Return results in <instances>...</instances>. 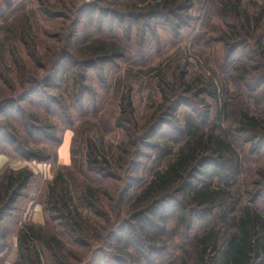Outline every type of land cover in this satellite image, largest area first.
Masks as SVG:
<instances>
[{
	"label": "trees",
	"instance_id": "16d2710c",
	"mask_svg": "<svg viewBox=\"0 0 264 264\" xmlns=\"http://www.w3.org/2000/svg\"><path fill=\"white\" fill-rule=\"evenodd\" d=\"M119 2L111 0L109 11H106L108 14L101 15V20L110 21L108 26L95 22L96 13L100 14L102 10L84 11L88 32L83 34L81 44L91 38L94 40L80 47L77 53L73 52L76 47L72 43V34L60 47L44 48L46 55L43 58L37 54L38 63L34 67L46 69L42 77L36 70L29 69L23 60L18 59L14 63L6 46L0 44V155L45 164L54 161L56 157L48 150L61 144L59 134L74 129L77 119L90 113L86 107L76 112L73 106L75 100L81 104L83 94L88 92L84 83L89 71L99 68L102 72L103 66L111 67L119 62L138 64V59H150L149 53L154 49V41L150 38H157V45L161 44V39L157 37L156 25H141V19L147 22L168 20L169 44L171 47L179 45L184 26L192 18L188 14L194 9L193 0ZM37 3L38 0H0V32L5 31L1 25L12 10L21 13L28 8L29 16L35 19L45 16L37 8ZM201 4L207 13L212 11L214 19L221 22L214 28L215 36L192 33L202 47L210 50L209 58L205 60L209 78L189 76L190 64L187 61L182 66L181 63L177 65L172 73L169 66L160 70L149 67L147 70L154 72L150 78L152 87L160 97L150 118H145L140 127L138 123L134 125L137 127L133 138L136 150L129 151L124 144L125 147L120 148L121 155L113 164L106 157L99 156L98 148L90 142L86 161L81 166L84 179L72 178L77 205L70 193V180L57 171L47 187L44 202L45 221L50 231L40 226H22L17 233V251L20 253L17 264H42L41 251L44 250L49 252L55 264H92L97 260L94 258L96 255H102L104 264H264V157L261 155L264 152V117H256L242 102L245 90L250 89L249 98L261 107L264 104V0L251 17L242 0H202ZM178 12L181 16L176 14ZM126 16L132 17L133 22L137 20L138 26L133 25V28H139L138 43L132 38V26L125 27L124 35H119L124 25L121 19ZM114 20L122 23L115 27L112 25ZM187 29L190 30L189 27ZM26 30L20 32V39L16 37L18 44L35 50V45L24 42L22 38V35L27 38L31 28ZM207 31L210 32L209 29ZM13 32L9 31V34ZM50 34L41 30V36L49 37ZM56 37L60 38V35L53 36L54 39ZM58 42L62 41L58 39ZM252 43L254 49L251 54L232 59L236 51ZM222 51L228 55L226 60L222 58ZM42 59L46 63H42ZM9 63L15 68H5ZM144 64L141 67L147 65ZM75 65L79 70V84L72 71ZM14 73L17 76L12 77ZM54 82L59 85L52 89L58 92L51 96L47 89H51ZM107 82L101 84L105 86ZM231 84L235 85L238 96L231 102L228 98L220 103L219 86L227 93ZM36 94L40 97L34 99ZM205 96L214 102L213 108ZM192 97H198L203 109L201 112L191 108ZM235 99L238 100L233 105ZM90 104V107L96 106L97 102L91 101ZM232 107H238V110L233 111ZM263 108L260 111L262 116ZM230 115L232 127H223L222 117L227 122ZM236 133L242 136L241 147L234 139ZM245 144H250V147L246 149ZM147 151H151L150 155ZM253 155L257 158H252ZM142 159L150 165L146 169L143 167L139 176L136 170L141 167L139 162ZM165 162L166 167H162ZM133 168L135 175L132 177L128 172ZM98 172L109 174V178L113 174L118 180H122L125 173L131 183L122 192L116 187L101 195L103 184L109 178L103 182ZM118 172L122 173V178ZM32 177L26 170L2 176L0 223L18 210L16 204L25 199L21 194L28 188ZM241 177L242 182L238 186L236 184ZM108 185H105L107 190L110 189ZM134 186H138L136 196L127 197ZM235 186L239 190H234ZM115 191L119 193L118 199L110 195ZM100 196L104 201L99 200ZM132 200L134 203L126 213L121 210L122 204H129ZM95 202L104 211L93 210L95 220L91 223L95 227L91 228L90 220L87 221L82 212H90L95 208ZM192 221L200 224L195 233L192 232ZM144 224L157 235L146 232ZM137 229L145 239H138ZM180 230L185 234L189 230L192 237L189 234L181 237ZM71 232L78 238L76 241ZM177 236L180 239H175ZM90 240L95 242L96 249L95 256L90 258L92 261L69 253L72 262L68 263L69 259L63 254L64 241L83 248L92 247ZM107 240L114 244L107 247L116 250L112 256L100 251ZM180 243L190 246L182 249ZM178 249L181 251H176ZM171 250L179 252V255Z\"/></svg>",
	"mask_w": 264,
	"mask_h": 264
},
{
	"label": "rangeland",
	"instance_id": "374dc122",
	"mask_svg": "<svg viewBox=\"0 0 264 264\" xmlns=\"http://www.w3.org/2000/svg\"><path fill=\"white\" fill-rule=\"evenodd\" d=\"M110 1L111 0H38L37 8L45 14V16H42L41 19H35L29 16V13L27 12L28 8L22 10L21 13H15V10H12L4 25H1V27H3L6 32L4 30L0 32V44L3 43L6 46V51L10 53L14 63L18 62V59L23 60L24 64L29 69H33L34 71L36 70L38 76L42 77L46 74V69L41 70L38 67H34V64L38 63V58H36V55L39 54V56L43 58L44 55H46V53L43 51L44 48L47 49L49 47L51 49L53 47H60L62 43L66 41V37L72 34V43H74V46L76 47V50H74L73 52L77 53L78 50H80V47L85 46L89 41L94 40V38H91L85 41L84 45L81 44V41L83 40V34L85 32H88V19L84 16V11H93L94 9L102 10L103 12H101L100 14L99 12L96 13V15H98H95V22H102L104 26H108L110 21L106 20L105 18L101 20V15L106 16L108 14V12L106 11H109ZM117 1H120V4L130 3V0ZM201 1L202 0H193L194 9H192L188 14L192 18L189 19V24H185L184 26V33L182 34V38L179 40V45L171 47V45L169 44L170 42L166 32V29L168 30L170 26L168 20L160 19L154 20V22H147L146 20L141 19V25L146 24L145 26L148 27H150L149 25H156L157 37L161 39V44L157 45V38L153 36L150 38L154 41V49L149 53L151 55V58L144 60L138 59V64L130 65L128 63L119 62L115 63V65L111 67L109 65L103 66L102 72H100L101 69L99 68H95L89 71V76L84 83V85L88 86V92L86 94H83L81 104L79 102H76L77 100H75L73 106L76 109V112H78L80 108L86 107L87 110H90V113L87 112L84 116L78 118L75 123L74 129L59 134V139H62L61 144L57 148H49L48 150V153L50 152L54 157H56L54 161H50L48 164H45L38 163L36 161L29 162L23 160H13L6 156L5 158H0V182L2 176L7 173H17L26 170L33 175V177L29 180L30 183L28 184V188L21 194L22 197H25V199H21L19 203L16 204V208L18 210L11 213L12 215L10 214L9 216H6L3 222L0 223V264H17L19 262L20 253L19 251H17V233L22 226H40L44 227L42 229L50 231V227L45 221L44 202L46 201L47 187L54 179L57 171H61L65 175V177L70 180V193L73 197L74 203L76 205L78 204L76 201L75 186L72 178L73 176H76L81 180L84 179L81 166L84 165V162L86 161L88 144L90 142L98 148L100 152V154H98L99 156L106 157L108 161L112 163L113 161H116L118 156L121 155L120 148H122L124 144L128 146L126 147L127 150H136V147H133V142L135 141V139L133 140V138L134 134L137 131V127L134 128V125L135 123H138V127H140L145 118H150L160 97L152 87L153 83L151 82L150 78L154 75V72H149L147 70L149 67L152 69L160 70L164 67H166L167 69V66H169L172 67L169 71L170 73H172L175 71V67L177 65L181 63L182 66L183 63L187 61L190 64V67L188 69L189 76L192 77L201 75L202 77H204V79L209 78L210 73L206 69L205 60L209 58L208 56L210 54V50L202 47L193 38L192 33L196 31L197 34H206L212 36L216 34V32H214V28L221 25V22H218L216 19H214V14L212 11L207 13L205 6L202 7ZM242 3L245 5V10H247L248 14L251 17L254 16L259 10L260 6L263 3V0H242ZM176 14L181 16L180 12ZM170 15L174 16V14ZM45 17L47 19H45ZM167 17L169 16L167 15ZM132 19L133 18L129 16H126L125 19H121L124 20V25L123 29L119 30V35H124L125 27L132 26V38L133 40L136 39V43H138L137 38L139 35V28H133V25L138 26V23L136 22L137 20L133 22ZM119 23H122V21L114 20L112 25L116 27L119 26ZM227 24L233 25V23H229V21H227ZM73 25H75L74 27L76 28V30H74ZM223 25L225 26L226 24L223 23ZM176 26L178 25H175V27ZM187 27H189L190 30H188ZM26 28H31V30H28L29 35L27 34V38H25L23 35L22 38L24 39V42L35 45V50H33L31 46L28 47L25 44L24 46L18 44L16 37L19 38L20 32H22L23 30L27 31ZM174 29L173 30L176 31V28ZM207 29H209L210 32H208ZM41 30L48 31V33L51 34L49 35V37L41 36ZM9 31L15 32L9 34ZM74 31L76 32L74 33ZM58 34L60 35V38L56 37L54 39L53 36H57ZM149 35V32L146 31L147 38H149ZM58 39L62 42H58ZM15 47H18V50ZM12 49L14 51L16 49V51L13 52ZM253 49L254 44H248L242 47L240 50L236 51L232 59L238 60V58L242 55H249L251 54ZM221 54L223 60H226L228 57L226 51H222ZM255 58L258 57L255 56ZM41 61L42 63H46V60L42 59ZM143 63H145L144 65H147L141 67L143 66ZM210 65L214 67V64L212 62ZM5 68L14 69L15 65H10L9 63L7 64V66H5ZM72 71L75 77L74 79L77 78V83L79 84L80 81L78 78V66L75 65ZM220 74L222 76V73ZM15 76H17L16 73L12 75V77ZM107 80L108 82L105 84V86L101 84ZM51 85V89H47V93L51 96H55L58 90L56 92V89H52V87H58L59 83L54 82ZM219 88L221 89H218L220 103H223L228 98V101L231 102L233 100V97L238 96L234 84L228 85L227 93L222 91L221 85L219 86ZM59 90L62 92L61 89ZM245 91V97L242 96V102L248 106L250 111L253 112L252 114L256 115V117H264L260 114L261 108L264 106V104L261 107L259 104L249 98L248 94H251L250 89H246ZM37 96L40 97V94H36L34 96V99H37ZM205 97L209 105L213 108L214 102L211 101L208 96ZM237 100L238 99H235L234 103L232 102L233 105L237 103ZM91 101L97 102V105H93L90 107ZM190 101L192 103V109L197 112H201L203 110L199 105L198 97H192ZM234 108L235 107H232L233 111L238 110V107H236V109ZM182 109H186L187 111H189L185 107H183ZM119 119H123V121H120ZM225 121V118L222 117L223 127H232L233 122L231 115L228 117V121ZM132 130L133 132H131ZM234 137L235 141H237V143L241 147L243 145L241 134L236 133ZM51 147L55 146L51 145ZM245 147L246 149H248L250 147V144H245ZM146 153L150 155L151 151H147ZM261 155L264 157V152ZM252 158L256 159L257 155H253ZM113 164H115V162ZM139 164H141V167L136 171L140 176L142 168L144 167V169H146L150 165V163L147 162V160L142 159L140 160ZM166 165L167 163L165 162L162 167H166ZM134 170L135 169L133 168V170L128 172L129 176L133 177V175H135ZM99 173L101 174V172H98V174ZM118 174L119 177L122 178V173L118 172ZM128 174L124 173V177L122 178V180H118L119 178L115 177L113 174H110V177L112 178H109V174H101L100 176L98 175L99 179L103 182L105 181L106 177L109 178V181L103 184L104 187L103 189H101L102 192L100 194L102 195V193L104 192L112 191L116 187H118L122 192L126 185L128 183H131L130 178H128ZM240 182H242V177L237 181L236 185L240 186ZM106 184H109L108 186L110 187V189H105ZM238 186H235L233 189L239 190ZM137 187L138 186H134V190H131L130 194L127 197H135V190H137ZM96 188L97 187H94V190H96ZM110 195H114L118 199L119 193L115 191L110 193ZM99 200L104 201L103 196H100ZM132 203H134V200H132V202L129 204L126 203V205L122 204L121 210H124L125 212L126 210H128L129 206ZM94 205L95 208L91 209L90 212L88 210L82 212L83 217L87 221L90 220V224L92 225L91 228L95 227V224L91 223L95 220V216H92L93 210L95 209L97 211V209H99L101 211V208L97 207L99 203L95 202ZM106 210L107 209L105 208V211ZM102 211L104 210L102 209ZM174 213L176 212L174 211ZM96 221L102 223L101 220ZM126 221L129 222V219H126ZM192 222V232L195 233L198 230L200 224L198 222L196 224L195 221ZM122 230L124 232L125 229ZM144 230L154 236L157 235L155 231L152 233L148 229V227H145V224ZM136 231L138 239H145L144 235L139 229H137ZM180 234L181 237L182 235L188 234L190 235V237H192V233H190L189 230H186V234L184 230H180ZM124 236H127V233H124ZM72 237L76 241V235L72 233ZM178 238L180 239V236H177V238L175 237V239ZM183 241L185 243L187 242L184 239ZM142 243L144 244V242ZM63 244L65 250L67 249V251L64 250L65 253L63 254L66 258L69 259L68 263L72 262L70 254L77 256L81 255V257L87 259L89 258V261H92V259L90 258L95 256V242H91V240L90 244L92 247L88 246L80 248L77 246H73L65 241ZM107 245H114L113 241L107 240L106 246L100 251H103L105 255L112 256L113 251L116 250H112V248L107 247ZM180 245L182 249H188V247L190 246L185 245L184 243H180ZM120 248H123V245H121ZM176 251H181V249H178ZM172 253L176 256L179 255V252H175V250L172 251ZM168 254H171V252L169 251ZM49 256L50 254L48 251H41L42 264H55L51 261ZM94 258H96L97 260L92 264H104L102 255H96ZM57 264L59 263L57 262Z\"/></svg>",
	"mask_w": 264,
	"mask_h": 264
},
{
	"label": "crops",
	"instance_id": "0c3cea01",
	"mask_svg": "<svg viewBox=\"0 0 264 264\" xmlns=\"http://www.w3.org/2000/svg\"><path fill=\"white\" fill-rule=\"evenodd\" d=\"M0 158H5V156H0Z\"/></svg>",
	"mask_w": 264,
	"mask_h": 264
}]
</instances>
